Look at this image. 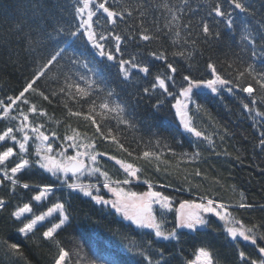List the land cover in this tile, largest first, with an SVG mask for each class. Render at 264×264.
Returning a JSON list of instances; mask_svg holds the SVG:
<instances>
[{
  "label": "snow or ice",
  "instance_id": "snow-or-ice-1",
  "mask_svg": "<svg viewBox=\"0 0 264 264\" xmlns=\"http://www.w3.org/2000/svg\"><path fill=\"white\" fill-rule=\"evenodd\" d=\"M255 2L256 0H217L208 8L206 17L202 16L200 21L194 24L193 18L200 13L202 8L199 5L193 7L192 0H179V3L175 4L165 3L162 7L159 0H136L135 4H130L120 10H117L113 3H109V0H76L70 13L73 23L66 24L54 13L45 14L39 0H30V17H20L6 30L0 28V49H4V52L0 54L7 56L6 63L15 66L21 61L30 60L34 69L17 94L8 96L6 100H0V115L11 124L0 132V185L4 186L5 195L9 196L8 200L0 197V211L8 212L11 198L19 195L18 189L27 190L26 194L36 191V188L29 182L22 183L26 179H31L29 171L33 169L36 171H33L32 175L43 170L45 173H50L53 179H50V182L45 184L38 194L32 195L31 200L41 202L48 199L50 195L55 196V193L59 191L60 201H62L49 199L51 206L40 214L33 211L31 203H24L16 210L8 212V219L22 225L17 231L27 237L45 228L46 230L42 232V240L52 243L58 249L54 256V264H111L110 261L99 258L90 259L87 255L81 257L79 252L73 256L71 249L66 251L58 239L60 232L70 227L73 219L69 211L71 203L64 199V193L67 192L69 197L82 194L95 205H100L102 208L107 207L109 214L114 218L120 217L114 219L112 223L120 225L121 228H128L140 236L139 251L133 253L138 257L135 264H174V262L175 264H197L201 258H203V264H218L217 255L211 250L210 245L199 247L195 261L183 258L184 249L182 247L167 256L166 250H157L156 247L161 241H176V245H179V237L185 234L181 231L183 229L198 233L201 229L208 227L209 217L204 214H210L225 223L224 231L226 238H229V243L238 244L240 238L249 242L251 252L246 253L245 250L234 249L238 255V264H264V246H262L264 244V222L256 225L249 221L246 224L231 215L230 205L211 197L200 196L199 202L188 199L179 202V208L175 210L174 227L168 230L166 227L169 224L168 214L172 211L174 197L160 190H153L155 186L147 180L143 181L148 186L146 192L137 193L125 190V186L139 181V169L133 167L131 163L125 164L117 160L116 163L123 169L125 178L112 180L108 172L102 171L99 166L98 156L102 158L104 154L96 153L95 148L89 151L91 145L77 143V134L66 135L63 138L64 143L57 144L56 147L60 151L56 153L52 147L56 134L52 133L50 140V136L41 130L43 125H37L29 119L30 114L33 116L45 114L37 103L32 102L30 96L38 97L41 102L47 101L50 104L53 99L59 101L64 96H71L79 102L78 98L90 95L91 85L96 81H91L88 85L89 90L86 91L79 82L73 79L75 75L81 73L82 60L78 54V47L79 42H83L95 54H98L99 58L112 62V66L118 69L116 75L121 84L127 86L131 80L143 74L141 78L145 84L135 86V91L126 90L124 98L117 104L116 111L131 116L135 109L145 101L152 103L153 108L158 111L166 102H170L169 98H171L174 101L171 107L175 109L174 115L179 117V124L189 133H194L195 137H203L204 141H209L208 136L190 126L187 118L189 104L195 90L204 88L216 95L224 92L229 95L247 94L242 98L247 101L242 104V108L248 112L253 110L250 105L255 106L258 103L254 94L264 97V70L257 71L253 64H246L244 60V54H248L253 60L264 57V0H258L259 10L254 7ZM114 3L118 6V0H114ZM224 5H227V8ZM237 10L252 16L253 19L259 15L260 19L256 21L254 27L247 24L243 26V32L246 35L241 37L244 48L238 59L242 64H246V67H238L235 73L228 76L222 75L215 64L209 61L206 62V67L211 70L212 78L205 80L188 74L182 75L178 82L176 77L180 74L179 61H175V64L170 62L166 54L167 49L159 53L150 52L152 61L149 62H142L136 56L124 58L122 45H125V42L139 44L142 41L147 45L153 41L167 43L171 39L173 46H177L180 41L179 46L187 47L189 41L193 44L199 42L193 40L196 35H202L205 42H210L209 38L220 36V32L215 29L221 22L227 29L234 30L233 13ZM58 11L62 12L63 9H58ZM101 19L104 21L103 24H101ZM161 20L164 23H161ZM121 24L125 25L127 35L116 31ZM181 33L184 34L183 37ZM14 36L19 38L16 41L18 45L26 41L27 46H21L19 51L11 48ZM176 56L191 58L192 53L188 52L185 57L183 51L173 52L172 57ZM157 61L166 65V74L162 75L159 72V65L155 63ZM83 68H89L88 63H83ZM61 77L64 79L62 86L60 85ZM42 79L55 80L58 87L42 89L39 83ZM80 79H84V76L80 75ZM97 88H100L99 84ZM108 95L118 96L119 93L109 92ZM91 103L95 107V101ZM100 107L111 110L107 102L102 103ZM71 114L81 115L79 111L71 112ZM86 118L96 124L93 116ZM96 130L103 135L99 125ZM108 135H111V132ZM112 139L119 143L115 136ZM30 141L39 142L44 146L36 147L33 153L30 151ZM209 144L211 145L212 142L209 141ZM119 146L132 155V151L125 148L123 143ZM178 146H182V143ZM82 147L83 152L80 151ZM69 149L75 150V155H69ZM169 150L173 151L171 148ZM259 151L264 153V130L259 133ZM142 155L147 159L154 154L150 151H143ZM182 155L187 156V153H182ZM197 155L199 153L194 152L192 158L194 159ZM84 157L91 161V165L85 163ZM109 159L115 158L109 157ZM69 173L72 175L69 176ZM84 173L95 176L96 184L85 186L77 183L76 180L79 179L80 174ZM196 175H200L198 170ZM102 189L107 190L113 198H107ZM153 205L159 207L154 209ZM235 207L247 210L256 206L241 199ZM260 210L264 211V206H260ZM26 214H31V216ZM46 219L50 226L43 223ZM53 220L56 222H52ZM137 230L151 231L142 233ZM200 243L203 245L202 241ZM5 247L11 252L19 253L17 243L9 245L6 241ZM77 247L82 250V246L77 245ZM157 257L158 259H155Z\"/></svg>",
  "mask_w": 264,
  "mask_h": 264
},
{
  "label": "trees",
  "instance_id": "trees-1",
  "mask_svg": "<svg viewBox=\"0 0 264 264\" xmlns=\"http://www.w3.org/2000/svg\"><path fill=\"white\" fill-rule=\"evenodd\" d=\"M39 2L45 14L54 13L66 24L73 23L70 13L76 0H39ZM159 2L162 7L165 3H179V0H159ZM216 2L217 0H192L193 7L199 5L202 8L192 22L195 24L202 16L206 17L208 8ZM109 3H113L114 7L120 10L135 4L136 0H118V6L114 0H109ZM224 7L227 8V5ZM254 7L257 10L260 9L258 0L254 3ZM58 9L63 11L60 12ZM233 15L234 30L227 29L221 22L215 29L220 32V36L209 38L210 42H205L202 35L194 36L193 40L199 42L193 44L189 41L187 47L179 46L180 41L177 46H173L171 39L167 43L153 41L147 45L142 41L139 44L125 42L126 46L122 45L124 58L136 56L142 62H149L152 61L150 52L159 53L167 49L169 61L174 64L175 61H179L180 74L176 77L178 82L182 75L188 74L205 80L212 78L211 70L206 67V62L209 61L215 64L224 76L235 73L238 67H246V64H253L257 71L264 70V57L253 60L248 54H244L246 64H242L238 59L244 48L241 37L246 35L243 32V26L247 24L254 27L256 21L260 19L259 15L253 19L252 16L240 13L238 10ZM22 16H31L30 0H0V28L8 29ZM103 23L101 19V24ZM161 23L164 21L161 20ZM116 31L127 35L123 24ZM183 35L181 33L182 37ZM12 40L14 42L10 47L17 51L21 46H27L26 41L18 45L16 43L19 40L18 37L14 36ZM179 51H183L185 57L188 52H191L192 56L191 58L180 56L173 58L172 53ZM3 52L4 49H0V53ZM78 54L82 60L81 73L75 75L73 79L86 91L89 90V83L96 81L91 85L89 96L78 98L79 102L71 96H64L59 101L53 99L50 104L47 101L41 102L38 97L30 96L32 102L37 103L45 114L43 116L30 114L29 119L37 125H43L41 130L50 136V140L52 133L56 134L52 143L54 151H60L56 146L64 143L63 138L66 135L77 134V143L91 145L89 151L95 148L96 153L104 154L102 158L98 156L99 166L102 171L108 172L112 180L125 178L123 169L116 163L117 160L125 164L131 163L133 167L140 170L138 173L140 179L125 186L126 191L146 192L148 186L143 181L147 180L155 186L153 190H160L174 197L172 211L168 214L169 224L166 226L168 230L174 227L175 210L179 208V202L184 199L199 202L200 196L211 197L230 205L231 215L246 224L249 221L256 225L264 222V211L260 210V206H264V153L259 151V133L264 130V97L254 94L258 103L255 106L250 105L253 110L248 112L242 108V104L247 103L242 98L247 94L229 95L224 92L216 95L210 91L197 89L189 104L187 118L190 126L209 137V141L212 142L210 145L209 141L203 140V137L197 138L194 133H189L180 126L178 118L174 115L175 109L171 107L174 103L171 98H169L170 102H166L158 111L148 101L139 105L131 116L116 111L117 104L124 98L126 90L135 91V86L145 84L141 78L143 74L131 80L126 86L117 78L118 69L112 66V62L99 58L98 54H95L83 42H79ZM6 61L7 56L0 54V100H6L8 96L17 94L34 70L30 60L21 61L15 66ZM83 63H88L89 68H83ZM155 63L159 65V72L162 75L166 74V65L159 61ZM80 75H83L84 79H80ZM39 83L42 89L58 87L55 80L42 79ZM63 84L64 79L61 77L60 85ZM97 84L100 85L99 89ZM109 92L119 93V95L109 96ZM93 100L95 107L91 103ZM105 102L110 104L111 110L100 107ZM76 111H79L81 115L71 114ZM88 116H93L96 124L87 119ZM97 125L100 126L103 135L97 132ZM8 126H11L9 121L0 115V132ZM109 132L111 135H108ZM113 136L119 143L112 139ZM120 143L132 151V155L121 149ZM181 143L182 146H178ZM30 151L33 153L35 151V144L32 141H30ZM80 151L83 152L84 148L82 147ZM143 151H150L154 155L145 159L142 155ZM194 152H198L199 155L193 159ZM182 153H187V156ZM68 154L74 155L75 150L69 149ZM109 157L115 159H109ZM197 170L200 172L199 176L196 175ZM33 171L36 170L29 171L31 179H26L22 183L29 182L36 191L26 194L27 190L18 189L19 195L11 198L8 212L16 210L24 203H31L33 211L40 214L51 206L49 199L62 202L59 191L55 193V196L50 195L48 199L41 202L31 200L32 195L38 194V191L49 183L50 179H53L50 173H45L43 170H39L35 175H32ZM100 180L102 181L103 178L101 177ZM96 182L94 176L80 183L95 185ZM8 187L11 188L10 185ZM177 189L180 191H176ZM0 197L9 199V196L5 195L3 185H0ZM64 199L71 203L69 211L73 217L71 226L60 232L58 237L66 251L71 249L73 256L79 252L81 257L87 255L90 259L99 258L110 261L111 264H135L138 257L133 253L139 251L141 238L136 232L112 223L114 219L120 217L114 218L109 214L107 207L95 205L82 194L69 197L65 192ZM241 199L256 207L247 210L237 209L235 206L241 202ZM156 208L158 207H154ZM8 212L0 211V264H54V256L58 249L52 243L42 240V232L46 229L41 228L26 237L17 231L22 225L7 218ZM26 215L31 216V214ZM205 216L209 217L208 227L201 229L198 233L183 229L181 231L185 234L179 237V245H176V241H161L156 245L157 250H166L167 256L182 247L183 258L192 261L200 246L210 245L211 250L217 255L218 264H238V255L234 249L245 250L246 253L252 251L250 244L241 239L238 244L229 243V238H226L224 231L225 223L210 214ZM43 223L50 226L48 220ZM137 231L143 233L151 230ZM6 241L9 245L17 243L19 253L11 252L9 248H6ZM77 245L82 246V250ZM174 245H176L175 248Z\"/></svg>",
  "mask_w": 264,
  "mask_h": 264
},
{
  "label": "rangeland",
  "instance_id": "rangeland-1",
  "mask_svg": "<svg viewBox=\"0 0 264 264\" xmlns=\"http://www.w3.org/2000/svg\"><path fill=\"white\" fill-rule=\"evenodd\" d=\"M196 91V90H195ZM210 91V90H209ZM177 118H179V117H177ZM45 143H47V142H45ZM34 144H35V149H36V147H38V146H40V147H43L44 145H40L39 144V142H34ZM54 152H56V151H54ZM59 151H57L56 153H58ZM75 155V154H74ZM60 157H59V155H57V159H59ZM84 159H85V163L87 164V165H91V161L87 158V157H84ZM92 177H94V176H89L87 173H84V174H81L80 175V177H79V179L78 180H76V182L77 183H80V182H83L84 180H86V179H92ZM73 179H75V178H73ZM126 190V189H125ZM102 192L104 193V194H106V197L107 198H113L112 196H111V194L110 193H107V190H104V189H102ZM153 207H159L158 205H153ZM54 215H56V214H54ZM205 215V214H204ZM49 219V218H48ZM47 220V219H46ZM127 223H129V222H127ZM241 240H242V238H240ZM243 241V240H242ZM243 242H245V241H243ZM249 243V242H248ZM198 254V253H197ZM196 254V255H197ZM196 255H195V257H194V259L192 260V261H195L196 260ZM197 264H203V258H201V260L200 261H198L197 262Z\"/></svg>",
  "mask_w": 264,
  "mask_h": 264
},
{
  "label": "water",
  "instance_id": "water-1",
  "mask_svg": "<svg viewBox=\"0 0 264 264\" xmlns=\"http://www.w3.org/2000/svg\"><path fill=\"white\" fill-rule=\"evenodd\" d=\"M202 89H204V88H202ZM205 90V89H204ZM69 175H72L71 173H69Z\"/></svg>",
  "mask_w": 264,
  "mask_h": 264
}]
</instances>
